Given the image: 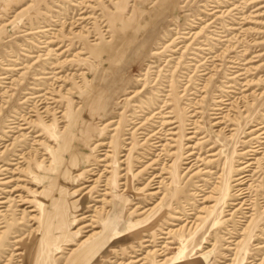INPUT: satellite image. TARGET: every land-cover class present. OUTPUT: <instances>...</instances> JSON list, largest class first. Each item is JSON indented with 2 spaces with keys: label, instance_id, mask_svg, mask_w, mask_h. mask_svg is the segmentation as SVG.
<instances>
[{
  "label": "rangeland",
  "instance_id": "374dc122",
  "mask_svg": "<svg viewBox=\"0 0 264 264\" xmlns=\"http://www.w3.org/2000/svg\"><path fill=\"white\" fill-rule=\"evenodd\" d=\"M259 122L264 0H0V264H28L45 228V264H66L109 212L140 248L131 202L162 196L167 217L208 208L165 264H264Z\"/></svg>",
  "mask_w": 264,
  "mask_h": 264
},
{
  "label": "bare ground",
  "instance_id": "6f19581e",
  "mask_svg": "<svg viewBox=\"0 0 264 264\" xmlns=\"http://www.w3.org/2000/svg\"><path fill=\"white\" fill-rule=\"evenodd\" d=\"M137 91H140V89ZM262 123L263 122H259L255 126V128L252 130L254 132L257 131V134L255 136L256 138H264V125H262ZM148 140H150V139H148ZM147 142L148 141H144V143H147ZM262 143H264V142H262ZM262 143L254 146L253 150H250V151H254L255 153L258 152L259 149H262ZM20 155H22V154H20ZM251 155H253V156H251V158H249V159H252L253 161L252 160H251V162L246 161V163H244L243 168H241L244 170V173L249 172L250 171L249 168L253 164H259L258 163L259 158H256L255 154H251ZM179 160H180V155L178 157L176 167H178ZM139 161L142 162L143 160H139ZM139 174L143 175L144 170L140 171ZM162 174H163V172L161 170L160 174H157L156 176H153L151 179H149L146 186L147 185L150 186V185L157 183L158 185L155 187H161L160 184L164 183V181L162 179ZM248 177H249L248 174H244V175L240 176L239 177L240 180H239L238 185L245 184ZM155 178H159V179H157V181H155L156 180ZM82 187H84V186H82ZM142 188H144V186ZM111 189H112V187H111ZM150 189H152V187ZM122 190H123L122 193H125V191H127V192L133 191L132 186L130 184V181L126 183L125 189H122ZM243 190H245V189H243V188L237 189L239 194H241ZM105 193L106 192H104L103 194H105ZM159 193L160 192L157 190L151 194L155 196ZM135 194L137 195V197H140L144 194V191L140 190L139 192H135ZM212 194H213V188L210 191H208V195H206V194L202 195V197H201V199L203 200L202 203H205L204 201H206L208 199L209 195H212ZM112 197L110 199V202L112 201ZM164 197L165 196H162L161 200L157 201L153 206L146 207V208H144V205H142V203H140L139 201L131 202L132 205H135V208L130 212V214L135 215V216L136 215L137 216L138 215L139 216L144 215V216L140 217L134 223L128 221L129 223L126 225L125 228L127 230L128 229L131 230V229H133L134 226L147 227L146 228V232H147L146 234H144V232L142 230L133 232L135 238H137L138 241L140 242V244L137 245L140 248L135 247L132 249V251H127V247H130V246H128L126 244L127 242L123 241V237L121 238L119 236L121 234V230H122L121 225L118 223L120 221V218H121L120 217L121 216L120 211L117 213L114 212V215H110V212H109L107 214V216L105 217V219H103V221H102V229L99 232L94 233L92 236L85 238L78 245V247L75 249V251L70 255L66 264H104L105 262H108V261L113 263V264H118V263L119 264H148V262L151 261V258H153L152 256H155L156 258H158L157 261L159 262V264H165L166 262L170 261L171 257L168 256L170 245H168V243H170L171 241H169L167 239H169L171 234H174L176 231L179 232L180 230H183L185 228L191 229V228L196 227L198 222H199V219L201 217H204V214L198 215V212H200V214H201V213H203V211L205 209H208V208L201 207L196 212H194V209H191L190 213H188L187 215L185 214V212H183V213L178 212L179 215H171V216L167 217L164 215L165 212L162 208ZM0 198H2V197H0ZM244 200L240 203L241 205H243ZM96 201H101V200L97 199ZM2 203H5V201L0 200V204H2ZM208 207H211V206H208ZM145 213H147V214H145ZM84 217H86V216H83V218ZM124 219H128V217L127 218L125 217ZM169 219H173L174 221H179V223L181 221L182 224L180 226H178L179 228L178 227L177 228L169 227V225H174V226L178 225V224H176V222L171 223L170 221H168ZM129 220H130V216H129ZM164 224H168V225L164 226ZM53 226H54V224H53ZM47 231H48V229H46V228L42 231V234L36 243V245L39 244L38 242L47 236V239L45 241L43 240L44 241V247L43 248H41L42 247L41 246L40 248H37V251L35 249L34 252H33L32 248H28V250H26L24 260L25 261L28 260L27 261L28 264L31 261L30 259H32V257L34 256V255H32V253L35 254V252L38 253V257H37V259L34 258V260H35L34 264H45L46 259H48V256H50L49 253H50L51 248H53L54 246H59L57 243H55L59 239V237L49 235L47 233ZM80 233H81L80 231H76L74 236L78 235ZM159 239H161V240H159ZM117 242H119V243H117ZM140 252H142L143 254H141ZM118 255H120V256L118 257ZM122 255L128 257L129 259L128 260H122V261L117 260L118 258H121V257L124 258ZM51 256H52V254H51Z\"/></svg>",
  "mask_w": 264,
  "mask_h": 264
}]
</instances>
